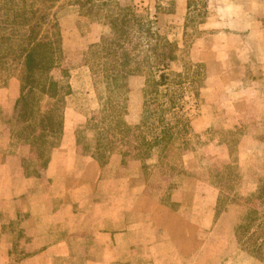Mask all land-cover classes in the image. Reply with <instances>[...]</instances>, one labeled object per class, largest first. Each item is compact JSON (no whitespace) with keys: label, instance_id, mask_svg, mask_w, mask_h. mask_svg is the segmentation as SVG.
<instances>
[{"label":"rangeland","instance_id":"1","mask_svg":"<svg viewBox=\"0 0 264 264\" xmlns=\"http://www.w3.org/2000/svg\"><path fill=\"white\" fill-rule=\"evenodd\" d=\"M53 6L43 31L58 23L62 52L37 110L64 98L66 149L94 158L102 179L139 171L180 211L169 216L180 264H264V0ZM27 91L21 67L0 72V149H30L29 163L16 136Z\"/></svg>","mask_w":264,"mask_h":264},{"label":"crops","instance_id":"2","mask_svg":"<svg viewBox=\"0 0 264 264\" xmlns=\"http://www.w3.org/2000/svg\"><path fill=\"white\" fill-rule=\"evenodd\" d=\"M65 140L31 175L23 165L30 149H0V264H180L169 221L180 211L161 206L137 170L100 178L102 166ZM185 191L166 196L180 202Z\"/></svg>","mask_w":264,"mask_h":264},{"label":"trees","instance_id":"3","mask_svg":"<svg viewBox=\"0 0 264 264\" xmlns=\"http://www.w3.org/2000/svg\"><path fill=\"white\" fill-rule=\"evenodd\" d=\"M58 0H0V72H8L14 67H21L28 91L22 92V99L17 113L20 129L16 136L31 147L37 162L24 159L27 175L31 164L45 167L52 149L56 148L63 134L64 98L57 95L53 108L40 113L37 107L44 99L43 88L48 72L58 62L62 52V40L58 23H52V31L44 32L49 24V12ZM166 47H171L165 43ZM174 59L172 55L169 57ZM162 82H156L159 86ZM124 87V86H123Z\"/></svg>","mask_w":264,"mask_h":264}]
</instances>
